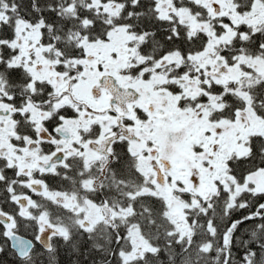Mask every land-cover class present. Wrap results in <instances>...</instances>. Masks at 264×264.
Wrapping results in <instances>:
<instances>
[{
	"label": "snow or ice",
	"instance_id": "6c2138e0",
	"mask_svg": "<svg viewBox=\"0 0 264 264\" xmlns=\"http://www.w3.org/2000/svg\"><path fill=\"white\" fill-rule=\"evenodd\" d=\"M0 264H264V0H0Z\"/></svg>",
	"mask_w": 264,
	"mask_h": 264
}]
</instances>
